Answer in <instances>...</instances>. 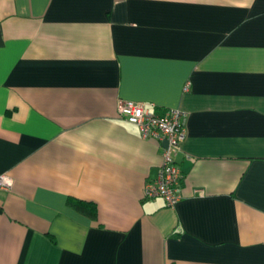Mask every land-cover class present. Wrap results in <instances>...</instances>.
Masks as SVG:
<instances>
[{
    "label": "crops",
    "instance_id": "1",
    "mask_svg": "<svg viewBox=\"0 0 264 264\" xmlns=\"http://www.w3.org/2000/svg\"><path fill=\"white\" fill-rule=\"evenodd\" d=\"M119 99L186 112L173 208ZM0 174V264H264V0H0Z\"/></svg>",
    "mask_w": 264,
    "mask_h": 264
},
{
    "label": "built area",
    "instance_id": "2",
    "mask_svg": "<svg viewBox=\"0 0 264 264\" xmlns=\"http://www.w3.org/2000/svg\"><path fill=\"white\" fill-rule=\"evenodd\" d=\"M184 89H187V83ZM117 112L121 118L135 125L144 139L166 140L159 171L144 183L142 197L161 198L166 207L173 208L181 198L179 191L183 175L176 156L186 136V112L175 107L156 113L154 105L125 99L118 100ZM12 183L11 177L0 174V189L9 190Z\"/></svg>",
    "mask_w": 264,
    "mask_h": 264
},
{
    "label": "trees",
    "instance_id": "3",
    "mask_svg": "<svg viewBox=\"0 0 264 264\" xmlns=\"http://www.w3.org/2000/svg\"><path fill=\"white\" fill-rule=\"evenodd\" d=\"M68 203L77 211L92 218L96 217V206L93 203L82 201L76 198H69Z\"/></svg>",
    "mask_w": 264,
    "mask_h": 264
},
{
    "label": "water",
    "instance_id": "4",
    "mask_svg": "<svg viewBox=\"0 0 264 264\" xmlns=\"http://www.w3.org/2000/svg\"><path fill=\"white\" fill-rule=\"evenodd\" d=\"M166 144H167L166 140H163V141H162V146L165 147Z\"/></svg>",
    "mask_w": 264,
    "mask_h": 264
}]
</instances>
